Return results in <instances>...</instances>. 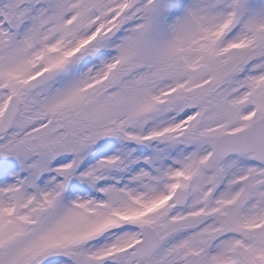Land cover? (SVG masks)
<instances>
[{
	"label": "snow or ice",
	"instance_id": "1",
	"mask_svg": "<svg viewBox=\"0 0 264 264\" xmlns=\"http://www.w3.org/2000/svg\"><path fill=\"white\" fill-rule=\"evenodd\" d=\"M0 264H264V0H0Z\"/></svg>",
	"mask_w": 264,
	"mask_h": 264
}]
</instances>
